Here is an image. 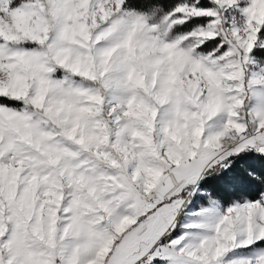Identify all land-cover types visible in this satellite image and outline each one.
I'll use <instances>...</instances> for the list:
<instances>
[{
    "label": "snow or ice",
    "instance_id": "obj_1",
    "mask_svg": "<svg viewBox=\"0 0 264 264\" xmlns=\"http://www.w3.org/2000/svg\"><path fill=\"white\" fill-rule=\"evenodd\" d=\"M0 264H264V0H0Z\"/></svg>",
    "mask_w": 264,
    "mask_h": 264
}]
</instances>
